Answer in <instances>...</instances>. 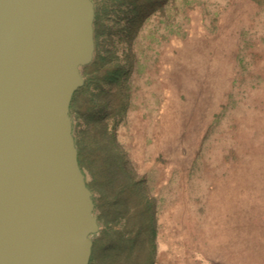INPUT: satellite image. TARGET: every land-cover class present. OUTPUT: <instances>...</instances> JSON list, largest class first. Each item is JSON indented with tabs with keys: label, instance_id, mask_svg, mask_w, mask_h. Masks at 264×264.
Here are the masks:
<instances>
[{
	"label": "rangeland",
	"instance_id": "rangeland-1",
	"mask_svg": "<svg viewBox=\"0 0 264 264\" xmlns=\"http://www.w3.org/2000/svg\"><path fill=\"white\" fill-rule=\"evenodd\" d=\"M161 12L130 42L113 34L118 64L133 57L114 136L153 201L155 264H264V0Z\"/></svg>",
	"mask_w": 264,
	"mask_h": 264
},
{
	"label": "water",
	"instance_id": "water-1",
	"mask_svg": "<svg viewBox=\"0 0 264 264\" xmlns=\"http://www.w3.org/2000/svg\"><path fill=\"white\" fill-rule=\"evenodd\" d=\"M92 0H0V264H88L99 228L69 105Z\"/></svg>",
	"mask_w": 264,
	"mask_h": 264
},
{
	"label": "trees",
	"instance_id": "trees-1",
	"mask_svg": "<svg viewBox=\"0 0 264 264\" xmlns=\"http://www.w3.org/2000/svg\"><path fill=\"white\" fill-rule=\"evenodd\" d=\"M92 1L93 57L80 67L83 84L73 92L69 105L79 165L92 176L86 184L92 192L93 210L98 211L99 229L92 239L88 264H155L153 201L146 181L133 174L114 136L116 125L128 111L127 79L133 57L126 53L125 64H118L113 34L121 30L130 42L147 16L154 10L163 11L168 0ZM112 6L127 8L130 16L122 26L119 19L107 17ZM80 120L82 127L74 133Z\"/></svg>",
	"mask_w": 264,
	"mask_h": 264
}]
</instances>
